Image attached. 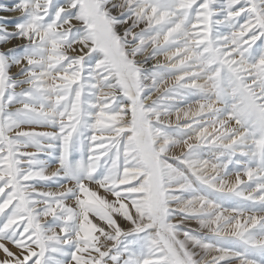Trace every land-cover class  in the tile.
Segmentation results:
<instances>
[{
  "label": "snow or ice",
  "instance_id": "6c2138e0",
  "mask_svg": "<svg viewBox=\"0 0 264 264\" xmlns=\"http://www.w3.org/2000/svg\"><path fill=\"white\" fill-rule=\"evenodd\" d=\"M9 12L0 264H264V0Z\"/></svg>",
  "mask_w": 264,
  "mask_h": 264
},
{
  "label": "rangeland",
  "instance_id": "374dc122",
  "mask_svg": "<svg viewBox=\"0 0 264 264\" xmlns=\"http://www.w3.org/2000/svg\"><path fill=\"white\" fill-rule=\"evenodd\" d=\"M14 2H15V0H0V3H4V4H8V5H11ZM0 15L8 17V19L10 21H15V20H17L19 18V13H11V12H9V13H0ZM9 28L11 29V24H9Z\"/></svg>",
  "mask_w": 264,
  "mask_h": 264
}]
</instances>
